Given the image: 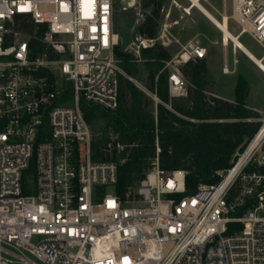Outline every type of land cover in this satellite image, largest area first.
<instances>
[{"label":"built area","instance_id":"1","mask_svg":"<svg viewBox=\"0 0 264 264\" xmlns=\"http://www.w3.org/2000/svg\"><path fill=\"white\" fill-rule=\"evenodd\" d=\"M116 1L0 0V264H264V119L193 193L186 170L160 166L158 140L124 197L126 156L92 157L80 100L119 105ZM234 2L237 34L264 48V0ZM168 32L165 22L155 38L137 33L126 50L141 62L142 48L173 43ZM207 52L192 37L165 61L171 96L187 94L181 66ZM116 138L107 150L125 153L132 144Z\"/></svg>","mask_w":264,"mask_h":264},{"label":"trees","instance_id":"2","mask_svg":"<svg viewBox=\"0 0 264 264\" xmlns=\"http://www.w3.org/2000/svg\"><path fill=\"white\" fill-rule=\"evenodd\" d=\"M140 1L143 16L136 25L137 32L155 38L165 0ZM34 43L37 48L33 55H41L43 44ZM114 54L123 70L119 74V105L107 109L81 99L80 108L92 130V157L106 160L126 156L119 165L115 188L122 197L144 176L156 156V140L160 166L186 170L187 193H193L200 184L217 181V171L231 166L235 153L244 149L262 124L260 112L248 104L250 84L244 75L238 76L234 99H226L208 89L211 81L206 58L191 59L181 66L187 94L174 97L169 91V71L164 68L165 61L172 57L170 51L160 43L144 47L146 87L159 98L152 106V97L132 80L139 72L136 57L121 44L115 46ZM66 96H71L69 91L63 100ZM112 135L132 145L125 153L111 154L107 143Z\"/></svg>","mask_w":264,"mask_h":264},{"label":"rangeland","instance_id":"3","mask_svg":"<svg viewBox=\"0 0 264 264\" xmlns=\"http://www.w3.org/2000/svg\"><path fill=\"white\" fill-rule=\"evenodd\" d=\"M202 3L221 19L223 13L229 15V26L233 33L240 30V25L235 18L234 0H201ZM135 2V3H134ZM140 0H117L116 1V25L121 36L120 44L127 49L138 33L136 25L142 19V8ZM165 11L162 14L161 23H169L168 35L173 43L167 48L172 57L177 55L182 45L192 37H198L207 47L205 57L208 65V77L211 86L208 88L214 94L224 97L235 96V86L239 75H244L250 84V93L247 97L248 104L257 109L264 119V73L243 52L237 50L234 43L230 41L224 44L222 33L198 8L189 10L187 7L190 0H165ZM186 8V10H185ZM127 11V13H125ZM133 11V14L129 13ZM169 13V16H166ZM130 17L133 21H130ZM161 29V24H160ZM159 29V30H160ZM242 42L257 56L261 57L264 48L252 37L249 32L241 36ZM161 44V43H160ZM163 45V44H161ZM237 50V51H236ZM264 61V60H263ZM137 77L132 80L142 89L148 92L154 100V94L147 89V70L141 62ZM228 65V73L223 72L224 66ZM187 83V81H186ZM113 187H109L112 191Z\"/></svg>","mask_w":264,"mask_h":264},{"label":"bare ground","instance_id":"4","mask_svg":"<svg viewBox=\"0 0 264 264\" xmlns=\"http://www.w3.org/2000/svg\"><path fill=\"white\" fill-rule=\"evenodd\" d=\"M202 13L215 25L222 33V41L228 44L230 41L234 43L237 50L243 52L249 59H251L258 68L264 73V59L257 57L240 39L243 34H235L231 31L229 26V15L223 13L221 19L218 18L212 11H210L200 0H192ZM135 3V2H134ZM169 24V23H168Z\"/></svg>","mask_w":264,"mask_h":264},{"label":"crops","instance_id":"5","mask_svg":"<svg viewBox=\"0 0 264 264\" xmlns=\"http://www.w3.org/2000/svg\"><path fill=\"white\" fill-rule=\"evenodd\" d=\"M201 1V0H200ZM202 2V1H201ZM194 7H196V8H198L197 7V5H195V3L192 1V0H190V4H189V6L187 7L189 10H191L192 8H194ZM199 9V8H198ZM200 10V9H199ZM204 14V13H203ZM205 15V14H204ZM206 16V15H205ZM237 34V33H236ZM237 51V50H236ZM251 60V59H250ZM224 72V71H223ZM230 72V71H229ZM224 73H228V72H224ZM220 96H222V95H220ZM222 97H224V96H222ZM224 98H226V99H232V97H229V98H227V97H224Z\"/></svg>","mask_w":264,"mask_h":264}]
</instances>
